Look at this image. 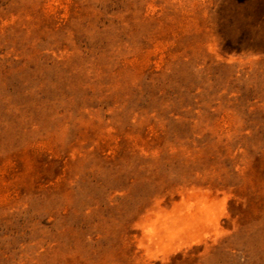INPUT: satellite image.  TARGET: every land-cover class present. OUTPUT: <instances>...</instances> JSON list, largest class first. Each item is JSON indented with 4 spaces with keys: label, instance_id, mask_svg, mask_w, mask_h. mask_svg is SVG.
I'll return each mask as SVG.
<instances>
[{
    "label": "rangeland",
    "instance_id": "374dc122",
    "mask_svg": "<svg viewBox=\"0 0 264 264\" xmlns=\"http://www.w3.org/2000/svg\"><path fill=\"white\" fill-rule=\"evenodd\" d=\"M0 264H264V0H0Z\"/></svg>",
    "mask_w": 264,
    "mask_h": 264
}]
</instances>
